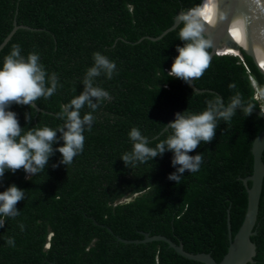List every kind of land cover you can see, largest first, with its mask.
<instances>
[{"label":"trees","instance_id":"obj_1","mask_svg":"<svg viewBox=\"0 0 264 264\" xmlns=\"http://www.w3.org/2000/svg\"><path fill=\"white\" fill-rule=\"evenodd\" d=\"M200 2L0 0V42L13 20L33 28L19 27L12 33L0 49V67L19 45L25 58L38 53L46 73H55L58 80L51 97L35 102L39 110L10 105L8 110L17 114L24 131L56 129L64 123L57 114L84 90L93 53L116 64L111 79L104 74L94 79V86L111 99L95 111L81 109V116L92 112L95 120L90 131L85 129L83 151L71 164H60L56 152L34 176L20 169L6 170L0 177V192L13 184L24 190V199L16 205L19 215L0 217V264H204L179 255L163 241L116 239H140L143 232L164 235L188 252L209 253L217 262L222 258L229 243L227 222L233 236L244 217L247 199L241 179L252 171L250 147L264 127L263 118L236 109L230 121L218 120L215 138L189 153L202 155L199 171H186L178 185L168 179L176 170L170 151L144 163L125 166L121 160L132 150L133 127L154 148L169 134L162 129L177 112L198 114L207 101L220 97L224 107L237 96L241 104L261 106L264 74L243 51L241 58L213 55L203 75L192 80L203 89L200 92L167 75L175 49L183 43L178 37L182 25L157 40L146 36L158 35L179 10L196 8ZM62 143L58 140L53 148ZM261 160L264 164V149ZM253 230L255 255L247 264H264V176Z\"/></svg>","mask_w":264,"mask_h":264},{"label":"clouds","instance_id":"obj_2","mask_svg":"<svg viewBox=\"0 0 264 264\" xmlns=\"http://www.w3.org/2000/svg\"><path fill=\"white\" fill-rule=\"evenodd\" d=\"M217 11L216 0H204L202 6L182 12L177 17L182 25L178 37L183 43L175 49L177 55L167 73L169 77L181 79L191 85V81L200 78L209 67L208 49L212 44L205 32ZM93 60V66L87 69L83 79L84 90L69 103L62 105L57 114L64 123L56 129L43 126L24 131L17 114L8 110L10 105L15 103L35 107L38 98H48L55 93L58 86L57 76L55 73L50 76L46 73L43 65L39 63L38 53H29L26 58L22 56L19 45H14L11 52L4 57L0 67V177H3L6 170L15 173L20 169L34 176L44 171L54 153L61 155L60 164L69 165L83 151V133L86 128L91 130L95 117L92 112L81 116V109L87 106L95 111L102 101L111 99L107 91L94 86V79L101 74L111 79L116 69V64L99 52L93 53ZM206 104V109L198 114L175 113L174 120L164 125L169 134L154 148L149 147L148 139L139 129L133 127L129 132V138L133 142L132 150L121 157L124 165L137 161L144 163L170 151L173 153L171 164L176 170L169 174V180L178 185L180 177L186 171H199L202 155L189 153L194 152L201 142L210 143L215 138L218 120L230 121L235 109L241 106V101L238 96L233 97L227 108L219 100H210ZM30 119L26 115V120ZM58 140L63 142L62 145L53 148ZM23 199L24 190L14 184L0 192V217L18 216L16 205ZM3 226L4 219H0V227ZM8 243L12 245V239Z\"/></svg>","mask_w":264,"mask_h":264},{"label":"water","instance_id":"obj_3","mask_svg":"<svg viewBox=\"0 0 264 264\" xmlns=\"http://www.w3.org/2000/svg\"><path fill=\"white\" fill-rule=\"evenodd\" d=\"M202 1V0H201ZM220 0H217V2ZM201 5V2L199 6ZM220 5V3H218ZM256 7V8H255ZM190 10V9H189ZM188 10H179L173 17L171 25L165 28L161 33L156 36H146L150 40H157L168 31L174 29L180 22L177 17L182 12ZM237 12L247 14L252 13V17L246 22L236 17ZM262 18V19H261ZM255 24V25H254ZM229 25L237 27L241 40L245 47L236 43L233 39L226 36ZM19 27L33 29L27 25L16 24L15 20L12 22V28L8 34L0 42V49L10 38L12 33ZM205 36L210 40L212 47L209 50L210 58L213 55L226 54V50H231L234 54L242 57L241 51L251 57L257 68L264 74V2L257 4L253 0H226L223 13L219 21L215 23H209L206 26ZM142 38V37H141ZM140 38V39H141ZM138 39V40H140ZM189 85V84H188ZM194 91L200 92L203 89L196 88L191 81L189 85ZM221 102V97H220ZM226 106L225 108L229 107ZM39 110V107L35 104L34 107ZM236 109L246 110L254 113L264 119V110L262 108H253L247 104H241ZM235 109V110H236ZM175 116L172 115L166 124L174 120ZM165 124V125H166ZM165 126L162 130H165ZM264 149V127L254 137L250 151L252 154V171L249 175L243 177L242 183L246 190V209L241 224L237 231L231 236L229 223L227 222L228 228V246L227 250L222 258L217 262L209 253L206 252H188L183 249L180 243L176 244L164 235L154 234L150 235L147 232H143V237L140 239H123L116 237L118 241L123 243H146L150 241H163L168 247L172 248L179 255L187 258L202 262L204 264H247L253 262L255 255V245L251 241L250 236L254 234V224L256 221L258 200L261 189L262 178L264 176V164L261 160L262 150ZM248 182L250 184H248ZM130 198L124 199L125 201Z\"/></svg>","mask_w":264,"mask_h":264},{"label":"bare ground","instance_id":"obj_4","mask_svg":"<svg viewBox=\"0 0 264 264\" xmlns=\"http://www.w3.org/2000/svg\"><path fill=\"white\" fill-rule=\"evenodd\" d=\"M225 1L226 0H220V1L217 2V0H216V7H217V10L218 11H217V14L213 16V18L210 21V23H215L216 21H219V19L221 18V14L223 13V9H224V6H225ZM203 3H204V0L201 1V5L200 6H202ZM218 3H220V5H218ZM236 17L238 19L243 20V21H246V22H250V23L252 22V20L249 21V19L252 17V13L243 14V13H240V12L238 13L237 12ZM206 19H207V17H206ZM252 24H253V22H252ZM226 36H228L230 39H233L239 45L245 47L243 41L240 38L238 29H237L236 26L229 25V28H228V31H227ZM226 52L227 53H233L232 49L231 50H226Z\"/></svg>","mask_w":264,"mask_h":264},{"label":"rangeland","instance_id":"obj_5","mask_svg":"<svg viewBox=\"0 0 264 264\" xmlns=\"http://www.w3.org/2000/svg\"><path fill=\"white\" fill-rule=\"evenodd\" d=\"M259 102H260L261 106L264 108V97L260 98Z\"/></svg>","mask_w":264,"mask_h":264},{"label":"snow or ice","instance_id":"obj_6","mask_svg":"<svg viewBox=\"0 0 264 264\" xmlns=\"http://www.w3.org/2000/svg\"><path fill=\"white\" fill-rule=\"evenodd\" d=\"M254 3L260 4L262 2H264V0H253Z\"/></svg>","mask_w":264,"mask_h":264},{"label":"built area","instance_id":"obj_7","mask_svg":"<svg viewBox=\"0 0 264 264\" xmlns=\"http://www.w3.org/2000/svg\"><path fill=\"white\" fill-rule=\"evenodd\" d=\"M254 97L259 98V96L257 94H255ZM260 108H262L264 110V108L262 106H260Z\"/></svg>","mask_w":264,"mask_h":264}]
</instances>
